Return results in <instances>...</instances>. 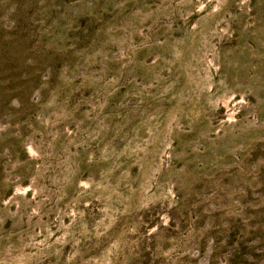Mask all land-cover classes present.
Wrapping results in <instances>:
<instances>
[{
  "label": "rangeland",
  "instance_id": "rangeland-1",
  "mask_svg": "<svg viewBox=\"0 0 264 264\" xmlns=\"http://www.w3.org/2000/svg\"><path fill=\"white\" fill-rule=\"evenodd\" d=\"M0 264H264V0H0Z\"/></svg>",
  "mask_w": 264,
  "mask_h": 264
}]
</instances>
